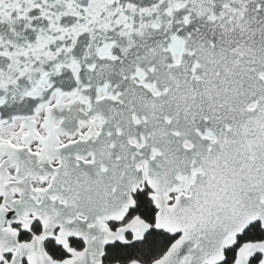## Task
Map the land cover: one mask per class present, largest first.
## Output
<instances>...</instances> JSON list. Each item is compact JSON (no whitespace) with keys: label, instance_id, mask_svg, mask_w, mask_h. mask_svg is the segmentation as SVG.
Listing matches in <instances>:
<instances>
[{"label":"snow or ice","instance_id":"obj_1","mask_svg":"<svg viewBox=\"0 0 264 264\" xmlns=\"http://www.w3.org/2000/svg\"><path fill=\"white\" fill-rule=\"evenodd\" d=\"M0 264H264V0H0Z\"/></svg>","mask_w":264,"mask_h":264}]
</instances>
